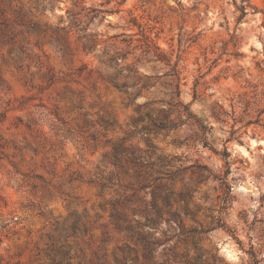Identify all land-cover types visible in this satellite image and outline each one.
<instances>
[{"label": "clouds", "instance_id": "obj_1", "mask_svg": "<svg viewBox=\"0 0 264 264\" xmlns=\"http://www.w3.org/2000/svg\"><path fill=\"white\" fill-rule=\"evenodd\" d=\"M32 12L0 36V264H185L193 230L208 264H264V0Z\"/></svg>", "mask_w": 264, "mask_h": 264}, {"label": "rangeland", "instance_id": "obj_2", "mask_svg": "<svg viewBox=\"0 0 264 264\" xmlns=\"http://www.w3.org/2000/svg\"><path fill=\"white\" fill-rule=\"evenodd\" d=\"M233 3H235V0H233ZM32 5H33V0H0V36L6 35L9 32H15L18 28H24L25 30H30L31 28H34L36 17L32 12ZM193 10H195V6ZM221 14H223V10H221ZM238 18L239 17L236 18L235 23L237 24L242 23V19L238 20ZM198 35L200 34L198 33ZM110 39H114V38H110ZM226 47L227 45H225V48ZM123 50L124 49L122 48V51ZM198 54H199V50L195 47H192L190 58H193V63H195L194 58L198 57ZM177 71L179 72L180 89L182 90L184 87V80L182 73H180L179 65H177ZM194 84L195 82H189V87H193ZM261 199L264 200V197H262ZM119 220L120 217L118 216L114 217L113 220L114 228L112 229V236L109 237L108 234L105 233V237H104L105 240L114 238L118 242H123L125 239L128 238L126 236L121 235L122 225L120 224ZM201 244L202 241L197 238V234H195L194 230L193 232L185 233V238L182 241H178V245H177L178 247L182 248L184 253V255L180 257V259L185 261V264H208V261L203 259V257L208 253L204 248L200 246ZM190 250L195 252V256L192 257L188 256V252ZM120 251L130 253L132 250L127 249L125 246V248L120 249ZM67 259L70 258L67 257L65 258V264Z\"/></svg>", "mask_w": 264, "mask_h": 264}, {"label": "trees", "instance_id": "obj_3", "mask_svg": "<svg viewBox=\"0 0 264 264\" xmlns=\"http://www.w3.org/2000/svg\"><path fill=\"white\" fill-rule=\"evenodd\" d=\"M240 19H242V17H239V18H238V20H240ZM126 42H127L126 40H125V41H120L118 47H120L121 44H125ZM121 50H122V49H121ZM176 71H177V66H176ZM177 75H178V77H179V82H177L176 87L180 89V76H179V72H178V71H177ZM210 130H211V129H207L208 132H210ZM140 239L142 240L143 238H140Z\"/></svg>", "mask_w": 264, "mask_h": 264}]
</instances>
